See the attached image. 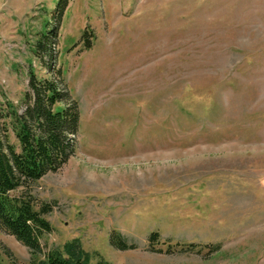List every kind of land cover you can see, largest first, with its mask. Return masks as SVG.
Wrapping results in <instances>:
<instances>
[{"label": "rangeland", "instance_id": "obj_1", "mask_svg": "<svg viewBox=\"0 0 264 264\" xmlns=\"http://www.w3.org/2000/svg\"><path fill=\"white\" fill-rule=\"evenodd\" d=\"M30 71L80 127L30 188L41 253L0 228L1 264L72 239L92 263L264 264V0H0V114Z\"/></svg>", "mask_w": 264, "mask_h": 264}, {"label": "trees", "instance_id": "obj_2", "mask_svg": "<svg viewBox=\"0 0 264 264\" xmlns=\"http://www.w3.org/2000/svg\"><path fill=\"white\" fill-rule=\"evenodd\" d=\"M29 82L32 93L27 96L30 101L25 110L20 113L8 103V110L0 114L3 119L0 123V228L36 257L42 250L40 238L51 231L45 218L51 205L45 203L35 208L30 188L45 173L56 170L66 161L73 145L69 135L77 134L80 125L76 100L69 101L57 81L40 79L30 71ZM66 100L69 102L64 105ZM5 118H9V123ZM8 129L15 134L18 146L8 140ZM18 188H22L21 193L12 194ZM109 240L121 249L135 246L116 231H112ZM148 240L153 246L158 243V231L150 232ZM41 264L110 263L101 258L92 263L90 254L77 239H72L50 250Z\"/></svg>", "mask_w": 264, "mask_h": 264}]
</instances>
